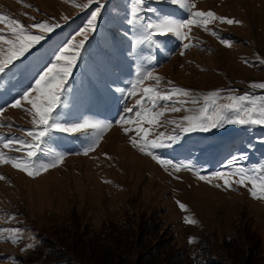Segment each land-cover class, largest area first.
<instances>
[{
    "label": "rangeland",
    "instance_id": "obj_1",
    "mask_svg": "<svg viewBox=\"0 0 264 264\" xmlns=\"http://www.w3.org/2000/svg\"><path fill=\"white\" fill-rule=\"evenodd\" d=\"M86 2L0 0V14L26 25L50 18L53 22L58 21L61 27L42 42L43 52L49 53L67 42L86 22L91 9L81 10L76 6ZM149 2L162 13L178 18L186 15L167 0ZM191 2L195 5L193 11H211L219 17L241 23L229 25L212 21L208 26L231 41V46L223 45L211 31L196 26L192 27L189 39L184 41L190 44L188 49H182L181 42L175 39L168 40L167 47L159 50L154 61V75L161 78V85L171 81L173 85L201 96L215 90H221L222 94L228 90H235L237 94H264L262 90L249 88L253 82H264V0ZM125 10L126 0H107L99 32L86 45V63H81L76 69L73 82L80 112L95 113L107 120L118 119V104L111 96L109 85L113 81H125L130 71L126 57L128 43L118 33L123 27ZM117 11L120 18L114 19ZM65 16L67 21L63 19ZM145 66L152 65L145 62ZM30 79L31 73L21 78V84L26 85ZM145 83L154 84L155 81ZM7 86L5 82L4 87ZM19 86L0 96V105L9 103ZM184 114L165 112L160 121L179 119ZM0 123L12 125L0 127V134L6 137L23 136L21 129L32 128L31 115L24 107H6L0 113ZM143 126L149 127L147 124ZM157 128L152 127L150 132L157 131ZM134 135V132L125 134L121 125L113 123L95 150L85 155L81 152V138L60 134L54 147L71 154L57 167L34 178L11 164H0V176L4 177L0 179V227L18 226L30 230L24 233L26 238L19 244L0 240V264H32V261L52 259L54 252L48 249V254L43 255L42 248L34 250L28 258L32 248L21 249L34 240L27 237L44 232L56 239L61 234L65 236L59 238L61 244L63 242L69 247L76 238L72 237L74 230L90 234L107 218L127 209L145 215L153 213L154 218L160 221V233L167 235L172 231L176 245L188 250L192 249L198 237L205 236L216 247L224 236L238 233L245 226L253 230L260 248L264 249V200L253 198L243 186L226 188L222 180L210 176L211 172L223 170L221 165L232 154L242 150L248 151V160L243 162L247 167L264 163V126L227 125L206 133H190L184 138L182 147L163 152L166 158L175 161H196L197 171L208 180H200L192 171L162 167L131 145L129 137ZM249 144L253 145L250 149L247 147ZM77 152L81 154H75ZM10 155L21 153L11 152ZM177 201L185 204L188 211H182ZM12 215L16 217L14 220L9 219ZM186 215L193 216L197 223H185ZM167 225L169 230L165 227ZM190 237L195 242L190 243ZM55 245L54 241H48V247ZM58 248L57 251H66L63 246Z\"/></svg>",
    "mask_w": 264,
    "mask_h": 264
},
{
    "label": "snow or ice",
    "instance_id": "obj_2",
    "mask_svg": "<svg viewBox=\"0 0 264 264\" xmlns=\"http://www.w3.org/2000/svg\"><path fill=\"white\" fill-rule=\"evenodd\" d=\"M167 2L178 6V10L186 15L178 18L170 13H162L149 0H126L123 27L118 33L128 43L126 57L130 71L125 81H113L109 85L111 96L118 104V119L115 120L100 118L95 113L80 112L77 107L79 100L73 87L76 69L81 63H86V45L99 32L107 0H87L86 3L76 5L81 10L91 9L86 22L67 42L49 53L43 52L42 42L48 40L50 34L61 27L58 21L53 22L50 18L26 25L18 19L0 14V25H3L0 27V96L16 90L17 85H20L12 100L0 105V113L6 107H24L31 115L32 124L30 129H21L23 136L6 137L0 134V164H11L13 168L34 178L57 167L71 154L54 147L58 135L81 138V152L87 155L95 150L104 133L115 123L124 128L125 134L134 132L135 135L129 137L131 145L162 167H171L175 171H192L200 180H208L207 176L197 171L196 161H175L166 158L163 152L182 147L184 138L190 133H206L227 125L264 126V94H237L235 90L222 94L221 90H215L201 96L190 89L173 85L171 81L161 85V78L154 75V61L159 50L167 47L168 40L181 42L182 49L186 50L190 44L184 41L189 39L192 27L196 26L204 31H211L220 43L231 46V41L219 36L208 26L212 21L226 22L229 25L241 23L219 17L211 11H193L195 5L191 0ZM115 18H120L119 11L115 13ZM29 19L35 20L34 17ZM63 19L67 21L68 17ZM145 52L148 54L145 55ZM183 54L182 51L181 55ZM145 62L152 66L146 67ZM29 73V82L26 85L21 84V78ZM146 81L155 83L146 84ZM5 82L7 87H4ZM249 88L264 91V82H253ZM222 99L225 102H219ZM165 112L185 114L179 119H168L161 123L160 117ZM144 124L149 127H144ZM154 126H158L157 131L150 132ZM0 127L12 125L0 123ZM159 128L164 130L160 131ZM247 147L250 149L253 145L249 144ZM11 152L21 155H10ZM247 160V150L232 154L221 165L223 170L211 172L210 176L222 180L226 188L243 186L253 198L264 200V163L247 167L243 163ZM2 178L4 177L0 176ZM177 204L182 211H188L185 204L180 201ZM15 218L14 215L9 217L10 220ZM184 222L194 225L197 220L186 215ZM26 231L30 230L18 226L0 227V240L19 244L26 238ZM27 238L35 240L32 236ZM189 242H195L194 238L190 237ZM34 247V243H29L21 250Z\"/></svg>",
    "mask_w": 264,
    "mask_h": 264
},
{
    "label": "trees",
    "instance_id": "obj_3",
    "mask_svg": "<svg viewBox=\"0 0 264 264\" xmlns=\"http://www.w3.org/2000/svg\"><path fill=\"white\" fill-rule=\"evenodd\" d=\"M158 221L153 213L145 215L131 209L121 210L90 234L74 230L72 237L76 238L69 247L61 244L59 238H65L61 234L53 239L44 232H37L34 235L36 247L27 257L42 248L43 255L48 254V249L54 252L52 259L32 261V264H264V249L260 248L257 236L249 227L224 236L216 247L205 236L198 237L188 250L176 245L172 231L167 235L160 233ZM165 227L170 229L168 225ZM48 241L56 245L48 247ZM58 246L66 251H57Z\"/></svg>",
    "mask_w": 264,
    "mask_h": 264
}]
</instances>
